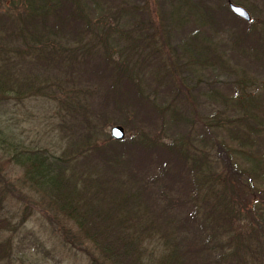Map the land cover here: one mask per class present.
Masks as SVG:
<instances>
[{"label": "trees", "instance_id": "1", "mask_svg": "<svg viewBox=\"0 0 264 264\" xmlns=\"http://www.w3.org/2000/svg\"><path fill=\"white\" fill-rule=\"evenodd\" d=\"M149 2L157 13L147 11ZM227 2L242 5L0 0V151L52 212L74 224L72 244L90 243L88 264H264V103L248 93L245 68L239 64L234 77L225 63L242 56V33L254 22L236 18L245 29L229 27ZM233 77L234 98L227 94ZM104 78L111 84L103 98L128 107L118 110L124 115L145 106L161 139L139 129L136 141L99 145L85 136L84 149L55 156L26 146L10 128L6 117L23 101H81L90 93L82 85ZM197 92L203 102L187 99ZM141 151L154 155L143 174L130 170ZM182 182L172 194L170 184Z\"/></svg>", "mask_w": 264, "mask_h": 264}, {"label": "rangeland", "instance_id": "2", "mask_svg": "<svg viewBox=\"0 0 264 264\" xmlns=\"http://www.w3.org/2000/svg\"><path fill=\"white\" fill-rule=\"evenodd\" d=\"M242 5L253 18L254 25L252 29L246 31V35L244 32L242 33V56L235 54L231 60H225V63L229 66V70L231 69L230 73L234 77L237 74L236 71L239 72V75L241 74L238 68H245V78L252 85L248 93L254 95V98H260L264 103V0H242ZM218 6H221L220 1H218ZM146 8L151 13H157L159 10L157 4L154 6L151 2ZM233 16L227 22L228 26L243 31L244 23L237 21L238 19L235 20L237 17ZM212 48L218 50L216 47ZM209 50H207L208 53ZM227 50L224 48L223 52ZM155 61L156 59L149 64ZM239 64L240 67H238ZM86 68L92 69L90 66H86ZM224 68L221 67V72L224 71ZM93 70L95 69L93 68ZM222 73L224 74V72ZM181 77H184L183 73ZM203 77L207 83L209 76ZM200 80L202 79L200 78ZM232 80L233 82L229 84L232 85L231 89L227 94L234 98L237 94L236 88L233 87L237 86L238 80L235 78ZM110 84L111 80L104 78L103 81L95 80L94 85H82V87H88L90 93L80 97L81 101L76 100L69 104L58 105L56 101L51 102L49 99L41 98L25 100L21 105L13 108L11 115L6 118L9 119L10 128L19 141H22L26 146L35 145L34 147L49 151L48 153H53L55 156H59L62 151L65 152L68 147L73 145L84 149L86 146L82 147L81 144L86 141L85 136H89V139L95 144L103 145L111 139L110 132L115 127L120 128L123 132L121 140L136 141L138 129L140 133L148 135L151 140L161 139V131L156 123L157 117L151 119L149 114L145 113L148 110H144L145 106L141 109L138 106L139 109L134 112H132V108H129V112L124 115L123 110L122 112L118 110L123 108L127 111L128 107L116 105L109 98H103V94L109 92ZM121 85L127 90L128 84L122 83ZM142 86L145 90L152 91L156 84L146 79ZM198 94L200 92L188 95L187 99L191 102L192 100L193 102H203L204 98L196 96ZM249 97L245 96L247 99ZM165 98H168L167 93L163 100ZM158 99H162V95ZM165 102L162 101V105H165ZM180 102L175 100L174 104L177 105ZM67 105L69 106L66 111ZM199 108V113L202 114L204 107L200 106ZM85 109L93 112L87 119L83 112ZM132 150L136 151L134 148ZM152 156H154L153 153L150 154L148 151L139 152L133 160L135 168L131 166L130 170L142 173L141 171L146 165L153 167L150 163ZM183 183H179V185L169 183L173 190L172 194L183 189L181 187ZM178 196L180 194L177 192L176 197ZM104 203L106 202L102 204ZM0 208V245L3 248L0 264H88L87 253L92 249L90 243L85 241L83 248L72 244V234L77 230L74 224L63 215H56L52 212L53 208L44 193L41 190H36L34 185L26 180L23 170L13 161L8 160L1 151ZM182 211L181 207L177 212L181 213Z\"/></svg>", "mask_w": 264, "mask_h": 264}, {"label": "water", "instance_id": "3", "mask_svg": "<svg viewBox=\"0 0 264 264\" xmlns=\"http://www.w3.org/2000/svg\"><path fill=\"white\" fill-rule=\"evenodd\" d=\"M228 8L230 12L238 19H241L245 22H250L251 19L250 15L243 7L229 3ZM110 136L113 140H121L123 136V132L120 128L115 127L111 130Z\"/></svg>", "mask_w": 264, "mask_h": 264}]
</instances>
